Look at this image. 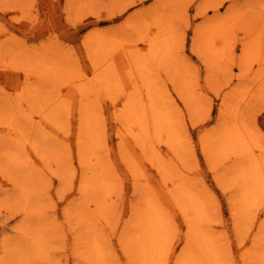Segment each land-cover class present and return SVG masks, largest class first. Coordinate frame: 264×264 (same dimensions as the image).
<instances>
[{"label": "clouds", "instance_id": "clouds-1", "mask_svg": "<svg viewBox=\"0 0 264 264\" xmlns=\"http://www.w3.org/2000/svg\"><path fill=\"white\" fill-rule=\"evenodd\" d=\"M0 80V264H264V0H0Z\"/></svg>", "mask_w": 264, "mask_h": 264}, {"label": "rangeland", "instance_id": "rangeland-1", "mask_svg": "<svg viewBox=\"0 0 264 264\" xmlns=\"http://www.w3.org/2000/svg\"><path fill=\"white\" fill-rule=\"evenodd\" d=\"M8 15H12V13H8ZM53 23H55V21H53ZM20 27H26V25L21 24ZM189 36H191V33H189ZM69 42H72L71 39L69 40ZM238 50H239V49L237 48V51H238ZM193 59H194V58H193ZM234 71H235V69H234ZM215 103L218 104L219 101H216ZM213 115H215V106L213 107ZM258 120H259V118H258ZM0 131H6V130L0 129ZM261 131H264V123L261 124ZM224 214H225V216L227 217V210H226V209H225V211H224Z\"/></svg>", "mask_w": 264, "mask_h": 264}, {"label": "snow or ice", "instance_id": "snow-or-ice-1", "mask_svg": "<svg viewBox=\"0 0 264 264\" xmlns=\"http://www.w3.org/2000/svg\"><path fill=\"white\" fill-rule=\"evenodd\" d=\"M0 85L4 86L6 89L9 87V85L4 83L2 80H0ZM259 119H264V113L261 114Z\"/></svg>", "mask_w": 264, "mask_h": 264}]
</instances>
